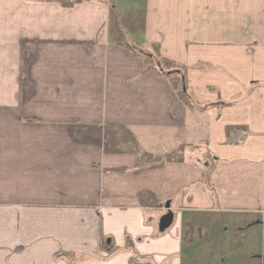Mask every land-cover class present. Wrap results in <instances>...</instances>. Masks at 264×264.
I'll return each instance as SVG.
<instances>
[{"label":"crops","instance_id":"obj_1","mask_svg":"<svg viewBox=\"0 0 264 264\" xmlns=\"http://www.w3.org/2000/svg\"><path fill=\"white\" fill-rule=\"evenodd\" d=\"M120 1L0 0V264H181L190 211L251 216L241 238L264 264V0ZM111 3L145 8L133 38L182 66L193 107L109 42ZM107 127L182 160L135 173Z\"/></svg>","mask_w":264,"mask_h":264},{"label":"trees","instance_id":"obj_2","mask_svg":"<svg viewBox=\"0 0 264 264\" xmlns=\"http://www.w3.org/2000/svg\"><path fill=\"white\" fill-rule=\"evenodd\" d=\"M45 3H56L65 8H72L84 2H97L102 0H37ZM146 13L145 8L134 11L119 13L114 3L109 7L108 36L112 45L122 47L139 56L145 63L144 72L155 71L160 77L167 79L176 95L177 99L189 107H193L186 92L183 81L182 66L175 62L162 58L157 45H141L143 49L154 54H141L136 51L138 47L129 42V36H137L145 30ZM137 46V47H136ZM156 54V56H155ZM157 57V58H156ZM158 59L156 61V59ZM104 151L106 154H133L139 157L138 163L133 172L138 173L152 168H158L166 163L179 162L182 160V153L178 151L167 157H155L143 153L137 144L133 134L127 128L107 127L105 129ZM140 204L143 207H159L157 198L149 192H142L139 195ZM249 215L246 214H220L215 212H185L183 217V253L181 264H209L221 249V233L227 226L232 229V242L228 246V251L232 254L231 259L226 262L213 264H262L263 259L253 252H247L245 241L241 238V227L249 226ZM256 228V225L251 229ZM202 231V232H201ZM201 233V234H200ZM200 234V235H199ZM205 234V235H203ZM198 239V240H197ZM197 242H205L210 249L205 254H194L187 256V248L193 247ZM211 260V261H210Z\"/></svg>","mask_w":264,"mask_h":264},{"label":"rangeland","instance_id":"obj_3","mask_svg":"<svg viewBox=\"0 0 264 264\" xmlns=\"http://www.w3.org/2000/svg\"><path fill=\"white\" fill-rule=\"evenodd\" d=\"M120 2H122V8L126 7V10L135 9L137 7L140 8L142 6V3H143L142 0H121ZM128 38H129L128 39L129 42L132 45L140 46V47H142V49H143V47H145V46H141V45H145L141 41V36L138 37V38H133V36H129ZM148 45L149 44H147L146 46H148ZM136 51H138L139 53L141 52V54H154V52H151V51L148 52V49L147 50L146 49L140 50L138 47L136 48ZM155 56H156V54H155ZM157 60L158 59H156V61ZM250 223L253 225V224L257 223V221L251 219ZM225 225H226V227L222 230L221 238L219 240L220 243H221V249H220L219 252H217V255L215 256V258H213L212 261L210 260L211 262H209V264H213L212 262H214V261H216L217 263H221L223 261L226 262V261H229V259H231V257H232V254H230L229 251H228V246L233 240V237L231 235L232 229H230L227 226L226 222H225ZM241 229L243 230L244 228L241 227ZM203 235H205V234H203ZM259 241H260V235H259V233H257V234H255V238H254V241H253L254 243L253 244L256 245L257 243H259ZM209 249H210V246L205 244V242H197L195 244V246H193V247L189 246V248H187V256L190 257V256H192L194 254H198V253L205 254V253H207L209 251Z\"/></svg>","mask_w":264,"mask_h":264},{"label":"water","instance_id":"obj_4","mask_svg":"<svg viewBox=\"0 0 264 264\" xmlns=\"http://www.w3.org/2000/svg\"><path fill=\"white\" fill-rule=\"evenodd\" d=\"M165 209L167 210V213L161 218L159 222V232L160 233H164L165 231L170 229V227L174 223L175 216H174V213L170 209L169 203L166 204Z\"/></svg>","mask_w":264,"mask_h":264},{"label":"built area","instance_id":"obj_5","mask_svg":"<svg viewBox=\"0 0 264 264\" xmlns=\"http://www.w3.org/2000/svg\"><path fill=\"white\" fill-rule=\"evenodd\" d=\"M246 136H247V132H245V131L244 132H241L240 137H239V142L242 143L244 137H246Z\"/></svg>","mask_w":264,"mask_h":264}]
</instances>
